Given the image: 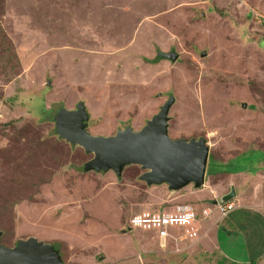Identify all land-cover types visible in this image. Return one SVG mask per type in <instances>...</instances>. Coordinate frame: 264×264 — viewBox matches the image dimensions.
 <instances>
[{"label":"rangeland","instance_id":"374dc122","mask_svg":"<svg viewBox=\"0 0 264 264\" xmlns=\"http://www.w3.org/2000/svg\"><path fill=\"white\" fill-rule=\"evenodd\" d=\"M263 41L264 0H0L2 242L34 236L59 248L64 264H241L224 242L168 253L144 239L154 231L126 232L137 212H168L196 195L214 206L210 190L146 184L136 165L120 176L86 171L91 155L30 107L39 90L55 111L82 101L86 129L111 135L139 129L173 95L169 136L206 139L204 180L226 190L234 179L240 208L264 188ZM221 169L234 175L209 176Z\"/></svg>","mask_w":264,"mask_h":264},{"label":"water","instance_id":"95a60500","mask_svg":"<svg viewBox=\"0 0 264 264\" xmlns=\"http://www.w3.org/2000/svg\"><path fill=\"white\" fill-rule=\"evenodd\" d=\"M156 55L172 61L177 57L173 50H158ZM173 102V95H169L158 112L146 120L142 127L135 130L131 126H124L111 135H95L86 129L89 113L82 101L72 109L58 108L53 121L60 138L81 147L91 155L83 164L86 171L111 170L116 176H120L126 165L133 164L142 169L139 179L146 184H165L171 191L179 190L188 184L199 188L204 182L209 147L204 137L169 136L168 114ZM233 195L234 188L231 186L217 202L229 201ZM1 233L0 230V238ZM0 264L64 262L53 244L29 236L18 239L12 246H7L0 240Z\"/></svg>","mask_w":264,"mask_h":264},{"label":"crops","instance_id":"0c3cea01","mask_svg":"<svg viewBox=\"0 0 264 264\" xmlns=\"http://www.w3.org/2000/svg\"><path fill=\"white\" fill-rule=\"evenodd\" d=\"M233 175L234 173L228 176L232 177ZM209 176L212 177V175ZM232 180L233 181H228V183L223 186L226 187V190H224L223 188H217L218 190L215 189L213 187V181L208 177L206 181L204 180L201 187L210 190V200L212 204H214V206H199L198 203L195 202L194 199H200L202 201V198H205L204 196L196 195L190 197L189 202L193 203V206L195 205V209L196 207L198 209V215L196 216L195 221V225L198 229V237L193 239L185 238L182 235L183 230L181 227H170L169 236L165 240H160L155 231L154 235L153 232H150L152 234H148L144 237V239L148 238L147 240L156 242L159 247L164 249L165 252L167 247L169 249L173 248V251H170L168 253H179L183 250H186V248L190 246H194L197 249L203 248L209 250L210 246L220 247L221 245H223L222 242H224V248L226 249L225 252L230 253L232 259L238 261L239 263L254 260L261 256L264 252V188L259 184V190H253L252 196H254V199L259 196L260 201L254 200L252 204H242L241 202H239L242 205L240 206V208L237 207V193L234 190V195L231 200H229L233 203V209L226 215L222 216L217 211L215 204L218 203L217 200L222 194H225L229 191L231 186L234 188V183L236 181L234 179ZM255 185H258V183ZM239 199H241V197ZM174 207H172V210L174 209ZM203 209H209L210 212L207 216L202 214ZM213 210L218 212V216H213ZM124 229L127 232L128 230H131L132 227L126 225V228ZM210 231L214 232V240L210 235ZM222 236L226 239H222ZM203 240H206V247L204 246V244L201 245ZM160 243L163 244V246L159 245ZM140 254H142V252H140Z\"/></svg>","mask_w":264,"mask_h":264},{"label":"built area","instance_id":"2783aa9c","mask_svg":"<svg viewBox=\"0 0 264 264\" xmlns=\"http://www.w3.org/2000/svg\"><path fill=\"white\" fill-rule=\"evenodd\" d=\"M249 9L252 13L258 15L253 8L249 7ZM215 207L220 215L224 216L233 209V203L231 201L216 203ZM209 212V209L202 210V214L205 216ZM195 221V208L191 204L181 203L168 212H137L129 217L128 226L145 231H155L160 240H165L169 236L170 227H181L183 230L182 235L185 238L193 239L198 237ZM160 245L163 246L161 243Z\"/></svg>","mask_w":264,"mask_h":264},{"label":"trees","instance_id":"16d2710c","mask_svg":"<svg viewBox=\"0 0 264 264\" xmlns=\"http://www.w3.org/2000/svg\"><path fill=\"white\" fill-rule=\"evenodd\" d=\"M249 11H250V9H249ZM250 13L252 14V12L250 11ZM159 57V56H158ZM44 90H39L38 92H36V94H35V97H34V107H30V109L33 111L34 109L33 108H35V110L32 112L33 113V115H34V119L38 122V123H41V122H46V121H49V122H51V123H53V126H54V133H55V135L57 136V137H59L58 135H57V133H56V129H55V125H54V121H53V117H52V115L54 116V114H55V110H53V109H51V107H46L45 106V104H44ZM58 108H60V107H58ZM57 108V109H58ZM6 125V124H5ZM60 138V137H59ZM62 139V138H61ZM64 140V139H63ZM67 142V141H66ZM70 144V143H69ZM70 145H72V144H70ZM129 165H133V164H129ZM129 165H126V166H129ZM125 166V167H126ZM136 166H138V165H136ZM139 168H140V166H138ZM124 169V168H123ZM141 169V168H140ZM142 170V169H141ZM227 172V173H225L226 175H230L231 173H233V171H234V169H230V170H223V169H221L220 171H215L214 173H212L211 175H212V177H214V175L216 174V173H220V172ZM236 171V170H235ZM238 171V170H237ZM230 172V173H229ZM257 184V183H256ZM192 204V206H193V203H191ZM212 205H214V204H212ZM195 206V205H194ZM193 206V207H194ZM195 208V207H194ZM195 211H196V216L198 215L197 214V211H198V209H197V207H196V209H195ZM1 240V239H0ZM1 242H2V240H1ZM3 243V242H2ZM4 244V243H3ZM6 244V243H5ZM15 243H13V245H14ZM58 250H59V248H57ZM60 252V251H59ZM61 254V253H60ZM62 257V256H61ZM263 259L264 257L261 255L260 257H258V258H256V259H254V260H250V261H245V262H242L241 264H257V262H259L260 261V259ZM261 259V260H262Z\"/></svg>","mask_w":264,"mask_h":264},{"label":"clouds","instance_id":"9594fccd","mask_svg":"<svg viewBox=\"0 0 264 264\" xmlns=\"http://www.w3.org/2000/svg\"><path fill=\"white\" fill-rule=\"evenodd\" d=\"M250 7V6H249ZM252 15H253V13H252Z\"/></svg>","mask_w":264,"mask_h":264}]
</instances>
